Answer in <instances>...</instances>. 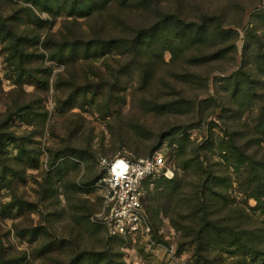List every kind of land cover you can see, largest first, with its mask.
<instances>
[{
    "label": "rangeland",
    "instance_id": "obj_1",
    "mask_svg": "<svg viewBox=\"0 0 264 264\" xmlns=\"http://www.w3.org/2000/svg\"><path fill=\"white\" fill-rule=\"evenodd\" d=\"M131 2L129 7L121 8L111 1L99 11L101 18L79 19L75 26L66 14L53 18L32 6L18 4L28 6L25 8L43 22L42 28L35 30L34 23L27 21L28 28L41 33V38L34 48L36 57L27 65V74L20 83L13 62L0 44V118L9 115L7 132L17 139L7 144L3 157L7 165L5 174L0 165V264H106L101 259L91 261V255L97 253L107 254L112 264H191L194 246L188 243L182 246V233L167 217L157 220L155 230L150 231V216L146 213L148 232L110 237L103 225L107 210L96 184L100 158L141 159L157 152L169 159L168 167L182 180L187 174L178 161L180 139L184 138L192 147H201L211 137L214 145L203 148L206 154L199 158L204 171L208 160L210 164H223L228 184L221 190L228 192L230 200L239 206L246 204L251 209L257 206L254 199L246 197L232 165L218 149V141L225 138L224 123L219 120L221 109L213 113V108L185 113L181 109L175 112L162 108L163 104L178 99L167 98L168 85L174 82L171 75L180 72L172 63L169 51L163 54L164 65L158 70V82L147 87H142L136 65L119 70L118 62L107 58V63L92 62L91 70L107 77L108 86H101L95 95L92 90L76 91V85L84 86L80 79L88 71V64L72 61L69 49H65L62 57L56 56L57 44L63 38L68 39L71 32L88 36L91 29H100L102 38L111 37L117 33L118 18L148 22L152 14L131 6ZM263 8L264 0L161 3L163 11L178 10L187 22L202 12L236 22L242 12L238 26H225L238 34L236 66L225 74L211 75L208 96L212 99L227 103L228 98H221L225 87L221 80L239 69L250 23L255 19L258 30L264 31V22L256 17ZM188 88L178 86L180 90L189 91ZM202 97L199 99H206ZM198 110L203 112V118L198 116ZM258 156L264 157V147L258 150ZM19 159L23 162L20 168ZM18 169L21 174L16 173ZM173 178L161 180L151 189L164 191L172 187L169 181ZM253 214L254 220L264 225V213Z\"/></svg>",
    "mask_w": 264,
    "mask_h": 264
},
{
    "label": "trees",
    "instance_id": "obj_2",
    "mask_svg": "<svg viewBox=\"0 0 264 264\" xmlns=\"http://www.w3.org/2000/svg\"><path fill=\"white\" fill-rule=\"evenodd\" d=\"M111 1L121 8L129 7L132 1L131 6L152 16L144 23L118 18L115 25L117 33L107 38L101 37L100 29H91L88 36L71 32L68 39L63 38L57 44L55 55L62 57L65 49H69L72 61L88 64V71H84L80 79L84 86L79 88L76 85V91L86 93L92 90L95 95L101 86H108L107 77L95 69L91 70L92 62H105L107 58L118 62L119 70L136 65L142 87H147L158 82V70L164 65L163 54L169 51L172 63L180 68V72L174 71L171 75L174 82L168 85L170 92L167 98L178 99L163 104L162 108L175 112L181 109L185 113L212 108L213 113L221 109L219 120L224 123L225 138L218 141V149L221 155L225 153L226 161L232 165L246 197L257 202L254 209L246 204L239 206L230 200L228 192L221 190L228 184L223 164H210L206 160L209 164L204 171L199 158L206 154L203 148L214 143L211 137L201 147H192L187 138L180 139L178 162L187 175L179 180L176 172L173 180L169 181L172 187L164 191L153 192L151 189L153 184L165 181L167 178L164 176L147 180L144 184V208L150 216L149 230H155L157 220L169 218L173 227L182 233V246L187 243L194 246L191 264H264V225L253 218L255 211L264 213V157L258 156V150L264 147V31L258 30L255 19L245 33L239 69L221 80L225 85L221 98H228L225 104L222 99L208 96L210 79L213 73L225 74L236 66L238 34L225 29V26H238L242 12L236 22H228L222 16L207 12L187 22L178 10L161 9V3L167 0H0V44L4 45L8 60L14 64L19 83L27 74V65L36 57L34 48L39 44L41 33L35 30L41 29L43 22L25 7L32 6L53 18L66 14L72 18L70 24L75 26L79 19L101 18L99 11ZM176 2L179 4V0ZM20 3L28 6H19ZM256 17L264 22V8L257 11ZM27 21L34 23L35 30L28 28ZM113 79L117 81L118 78ZM179 85L188 86L190 92L178 89ZM201 97L206 99L200 100ZM247 114L248 119L244 120ZM199 115L203 118V112L199 111ZM8 121L7 114L0 118V165L3 166V174L7 171L6 158L5 161L3 159L7 144L17 140L7 132ZM22 163L19 159V168ZM16 173H20V169ZM90 259L112 264L110 257L103 253L93 254Z\"/></svg>",
    "mask_w": 264,
    "mask_h": 264
},
{
    "label": "built area",
    "instance_id": "obj_3",
    "mask_svg": "<svg viewBox=\"0 0 264 264\" xmlns=\"http://www.w3.org/2000/svg\"><path fill=\"white\" fill-rule=\"evenodd\" d=\"M96 182L104 199L107 215L103 225L110 237L134 236L148 232L144 200L147 180L173 178L167 159L157 152L150 157L131 159L122 156L100 158Z\"/></svg>",
    "mask_w": 264,
    "mask_h": 264
}]
</instances>
